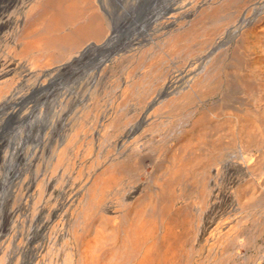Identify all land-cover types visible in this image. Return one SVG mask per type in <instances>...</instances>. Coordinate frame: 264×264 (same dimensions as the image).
Listing matches in <instances>:
<instances>
[{
	"label": "rangeland",
	"instance_id": "374dc122",
	"mask_svg": "<svg viewBox=\"0 0 264 264\" xmlns=\"http://www.w3.org/2000/svg\"><path fill=\"white\" fill-rule=\"evenodd\" d=\"M103 2L48 48L0 0V264H264V0Z\"/></svg>",
	"mask_w": 264,
	"mask_h": 264
},
{
	"label": "crops",
	"instance_id": "0c3cea01",
	"mask_svg": "<svg viewBox=\"0 0 264 264\" xmlns=\"http://www.w3.org/2000/svg\"><path fill=\"white\" fill-rule=\"evenodd\" d=\"M48 6L39 5L31 13L29 40L47 42V47H82L91 41L101 44L108 37V25L100 0H47ZM37 26L32 31V26ZM86 32L84 40H75L71 32ZM40 47V45H38Z\"/></svg>",
	"mask_w": 264,
	"mask_h": 264
},
{
	"label": "bare ground",
	"instance_id": "6f19581e",
	"mask_svg": "<svg viewBox=\"0 0 264 264\" xmlns=\"http://www.w3.org/2000/svg\"><path fill=\"white\" fill-rule=\"evenodd\" d=\"M100 3H101V6H102V8H103V13H104V15H105V18H110L111 20L112 19H114V16H115V11H114V9L113 8H109V5H108V3L106 4L105 2H103V0H100ZM124 5H127V4H124ZM117 14V13H116ZM110 38V37H109ZM115 38H113V39H110L109 41H113ZM118 45V44H117ZM117 45H115V46H113L114 48L111 50V52L112 51H114L115 50V52L116 51H118V50H121V49H123L124 48V46L123 47H118ZM125 45V47L128 45V43H125L124 44ZM20 102H18V106H20V104H19ZM17 110H19V107H17L14 111H13V113L15 112V111H17ZM12 113V114H13ZM10 124H11V122L8 124V122L6 123H4V126L6 125L7 126V128H9V126H10ZM24 126H21V125H19V126H17V128L18 129H21V128H23ZM41 129V128H40ZM40 131H42V129L40 130ZM16 134V133H15ZM12 136L14 137V139H12V140H14V141H18V143L21 141V136L19 135V134H16V135H14V134H10L9 135V137H11L12 138ZM8 137V129L6 130L5 129V127L3 128V126L1 127V132H0V140L1 141H3V145H6V139L7 140H10L9 139V137ZM38 139H40V138H38ZM5 140V141H4ZM11 140V141H12ZM36 143L35 144H37V139H36V141H35ZM17 143V144H18ZM35 149L36 148H34L33 149V151H32V153L35 151ZM30 161V157L28 158V162ZM87 251H88V246L86 245L85 246V248H84V251H83V256L85 257V255L87 254Z\"/></svg>",
	"mask_w": 264,
	"mask_h": 264
},
{
	"label": "water",
	"instance_id": "95a60500",
	"mask_svg": "<svg viewBox=\"0 0 264 264\" xmlns=\"http://www.w3.org/2000/svg\"><path fill=\"white\" fill-rule=\"evenodd\" d=\"M103 45V44H102ZM82 51H84V49L82 50ZM82 53V52H81Z\"/></svg>",
	"mask_w": 264,
	"mask_h": 264
}]
</instances>
